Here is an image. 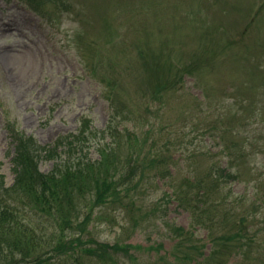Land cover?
<instances>
[{
  "label": "rangeland",
  "instance_id": "374dc122",
  "mask_svg": "<svg viewBox=\"0 0 264 264\" xmlns=\"http://www.w3.org/2000/svg\"><path fill=\"white\" fill-rule=\"evenodd\" d=\"M228 2L235 5L228 8ZM49 5L44 17L21 0H0V173L5 185H11L14 178L7 122L49 146L57 137L77 131L81 117L88 116V129L95 133L86 152L92 161L99 158V148L112 151L121 169L130 153L139 154L140 161L132 178L123 183L130 186L133 204H98L93 196L75 197L76 207L84 213L88 211L85 206H91V217L86 228L81 230L78 225L74 234L80 232L90 245L89 237L136 246L128 250L129 255L112 252V261L106 264H166L167 255L173 258V226L195 229V242L206 243L203 252L210 247L206 228L192 223V213L171 198L172 182L194 174L207 178L208 167L216 165L214 162L227 164L216 127L240 128L251 119L254 124L246 127L245 135L253 144L254 155L247 159L235 153L243 179L219 189L211 187L209 195L213 201L224 192L231 198L242 195L237 207L257 214L256 225L261 228L258 244L253 245L252 253L233 254L229 264H264V204L261 209L249 208L254 182L244 180L260 175L261 183L264 181V102L259 96L264 75L261 68L253 71L245 56L236 55L232 46L222 49L220 61L202 66L200 55L205 56L206 51L197 44L198 34L210 25L215 36L249 33L246 12L264 11V0H63L57 6ZM71 5L75 7L67 10ZM104 21L114 29L111 35L100 32ZM160 26L169 34L166 52L172 46L178 51L181 42V47H192L184 56L190 72L178 82V89L162 100L148 92L139 60V52L146 50L148 43L158 44ZM259 28L264 32V16ZM116 35L119 38H112ZM259 42L256 55L264 56V41ZM248 44L255 46L253 41ZM241 82L251 85L241 89ZM111 90L114 107L109 100ZM217 103L225 109L220 123ZM114 113L117 120L111 119ZM52 165V160L39 162L42 172ZM261 185L264 191V183ZM225 204L210 203L207 209V214L220 220L218 229L224 230L228 227L226 214L232 208ZM28 215L37 236L51 244L45 249L51 262L100 264L79 255V248L51 247L58 236L57 223L34 211ZM229 215L235 216L234 212Z\"/></svg>",
  "mask_w": 264,
  "mask_h": 264
},
{
  "label": "trees",
  "instance_id": "16d2710c",
  "mask_svg": "<svg viewBox=\"0 0 264 264\" xmlns=\"http://www.w3.org/2000/svg\"><path fill=\"white\" fill-rule=\"evenodd\" d=\"M21 1L44 17L48 16L46 7L50 6L49 4L57 6L63 2V0ZM233 5L235 4L227 3L228 8ZM73 6L75 7V5L68 6L67 10ZM263 16L264 11L261 8L251 13L246 12V27L249 33L244 30L236 37H233L231 33L225 34V37L215 36V30L211 25L203 29L198 34L197 44H200L201 49L206 51V55H200L201 59L198 56L195 63L197 64L200 59L202 66L210 62L206 65L210 67L213 65L212 62L221 60V51L224 47L232 46L236 55L245 56L253 71L261 68V74L264 75V64H256L258 61L264 62V56H257L255 52V48L262 44L259 41H264V32L259 28ZM107 24L108 22L104 21L103 29L100 31L103 36L111 35L114 31ZM152 33H157V31ZM156 37H160L156 47L148 43L147 49L139 52V60L144 69L141 74L146 73L148 80L146 82L148 92L162 100L169 92H175L178 89V82H182L184 74L190 72L184 56L192 47L185 45L181 47L183 44L181 42L177 47L178 51H175L172 46L170 51L166 52L169 34L165 33L161 26ZM112 38L119 37L116 35ZM250 41L255 43L253 48L248 44ZM250 83L241 82L240 88L247 89ZM259 96L264 100V88ZM113 97L112 91L109 96L112 107L115 105ZM263 100L261 101L264 102ZM216 107L219 110L217 122L220 123L225 109L218 103ZM111 119L117 120L118 116L111 114ZM89 123L88 116L81 117V126L77 131L56 138L49 146L41 145L33 135H26L14 123H6V129L14 148L11 159L14 180L10 186H6L4 177L0 173V264H54L47 254L48 251L45 250L46 246L51 245L50 242H45L36 236L34 227L26 219L27 211L50 217L57 223L58 236L54 246H51L54 249L79 248L80 255L96 259L100 264L112 261V252L122 251L129 255L128 250L134 247L132 244H109L89 237L87 241L93 244L90 245L86 244L80 232L76 235L71 232L68 235V231H71L74 226L80 225V229L84 230L91 217V206L90 209L85 206L88 211L83 215L82 220L78 223L74 222L75 217H79L84 211H81L79 206L76 207L75 197L93 196L92 200L98 204L112 201L134 203L133 196H129L130 186L123 185V183L132 178L134 168H136L135 164L140 161L139 154L130 153L126 156L123 169L114 162L113 152L107 148H99V158L92 161L86 154L92 141L91 135L95 136V133L92 134V130L88 129ZM252 124L254 122L249 119L240 128L229 129L217 126L216 138L221 152L227 156V164L217 163L221 161L214 162L216 165L208 167L207 178L194 174L184 176L179 182H172L171 198L192 213V223L206 228L210 247L207 253L203 252L206 243L197 244L195 242V229L188 230L182 226H173L170 230L175 239L171 252L173 258H170V254L167 255L166 264H175V262L180 264H229L233 254L252 253L253 245L258 244L261 228L256 225L257 214L241 211L237 207L242 202V195L231 198V194L224 192L216 201H213L209 195L211 187L219 189V187H225L226 183L242 178L238 164L235 162V153L239 152L247 159L254 155L253 144L245 135L246 127ZM226 135L229 137L226 138ZM43 159L53 161L52 168L48 172H42L39 168V162ZM144 159L145 156L142 161ZM125 167L127 168L126 173L123 171ZM142 174L143 170H141ZM244 180L254 182L250 195L252 205L249 208L261 209L260 206L264 204V191L261 184L264 181L261 183L260 175ZM216 202L217 204L226 203L225 207L227 204L232 205L226 214L228 218L226 230L218 229L220 220L207 214L209 204ZM230 212H234L233 218L230 217Z\"/></svg>",
  "mask_w": 264,
  "mask_h": 264
}]
</instances>
